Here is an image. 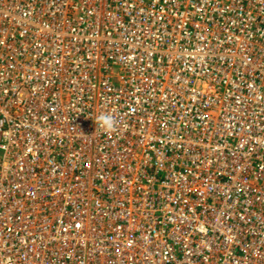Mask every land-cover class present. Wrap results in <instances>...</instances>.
Returning a JSON list of instances; mask_svg holds the SVG:
<instances>
[{
  "label": "built area",
  "instance_id": "1",
  "mask_svg": "<svg viewBox=\"0 0 264 264\" xmlns=\"http://www.w3.org/2000/svg\"><path fill=\"white\" fill-rule=\"evenodd\" d=\"M0 264H264V0H0Z\"/></svg>",
  "mask_w": 264,
  "mask_h": 264
},
{
  "label": "clouds",
  "instance_id": "2",
  "mask_svg": "<svg viewBox=\"0 0 264 264\" xmlns=\"http://www.w3.org/2000/svg\"><path fill=\"white\" fill-rule=\"evenodd\" d=\"M96 123L106 134H114L118 131V122L110 113H101L96 118Z\"/></svg>",
  "mask_w": 264,
  "mask_h": 264
}]
</instances>
